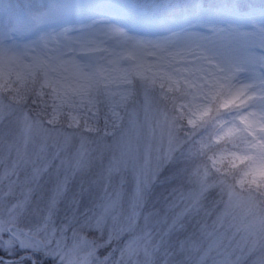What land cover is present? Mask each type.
Returning a JSON list of instances; mask_svg holds the SVG:
<instances>
[{
	"label": "clouds",
	"instance_id": "clouds-1",
	"mask_svg": "<svg viewBox=\"0 0 264 264\" xmlns=\"http://www.w3.org/2000/svg\"><path fill=\"white\" fill-rule=\"evenodd\" d=\"M0 264H264V0H0Z\"/></svg>",
	"mask_w": 264,
	"mask_h": 264
}]
</instances>
